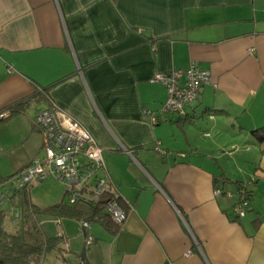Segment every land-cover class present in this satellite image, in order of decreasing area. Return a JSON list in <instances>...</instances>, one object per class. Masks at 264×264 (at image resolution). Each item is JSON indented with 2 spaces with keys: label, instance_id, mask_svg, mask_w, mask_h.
<instances>
[{
  "label": "crops",
  "instance_id": "0c3cea01",
  "mask_svg": "<svg viewBox=\"0 0 264 264\" xmlns=\"http://www.w3.org/2000/svg\"><path fill=\"white\" fill-rule=\"evenodd\" d=\"M192 62L210 81L151 124L143 110L167 97L154 74ZM51 104L94 137L127 218L40 215L62 239L39 264H264V140L251 133L264 127V0H0L1 179L43 157L34 115ZM9 206L0 224H21Z\"/></svg>",
  "mask_w": 264,
  "mask_h": 264
},
{
  "label": "built area",
  "instance_id": "2783aa9c",
  "mask_svg": "<svg viewBox=\"0 0 264 264\" xmlns=\"http://www.w3.org/2000/svg\"><path fill=\"white\" fill-rule=\"evenodd\" d=\"M182 74L184 81L180 82ZM210 79V70L202 69L193 62L185 70L155 73L152 80L160 82L166 88L167 97L159 113L143 110V117L151 124H156L161 113L183 114L185 107L197 100L201 86ZM5 116L6 113H0V119ZM34 125L41 135L44 155L34 158L11 179L0 181V198L10 196L14 188L34 186L52 176L64 186L67 205L86 204L99 208V211L107 214L121 229L127 212L120 205L121 199L112 188L101 148L94 137L78 121L54 104L35 113ZM6 183H10V186ZM251 183L252 180L237 187L239 201L234 206V214L238 218L247 213L250 193L247 185ZM215 192L221 191L216 189ZM87 225L86 221H81L83 229ZM91 242V236H87L86 243Z\"/></svg>",
  "mask_w": 264,
  "mask_h": 264
},
{
  "label": "trees",
  "instance_id": "16d2710c",
  "mask_svg": "<svg viewBox=\"0 0 264 264\" xmlns=\"http://www.w3.org/2000/svg\"><path fill=\"white\" fill-rule=\"evenodd\" d=\"M48 90L49 87H46L41 88L39 91L48 93ZM20 105L15 110H18ZM251 133L257 137L258 141L264 140V127L256 128ZM9 179L0 178V181L5 182ZM6 185L9 187L10 183H6ZM31 188L32 186H25L20 189L14 188L10 196L0 198L2 203L5 201L9 203L10 209L13 210L12 212L16 213V206L21 211V224L17 233H10L0 228V264H39L42 256L61 241L62 238L59 235L49 237L44 233L42 224L39 221V217L42 214H53L58 217L84 215L88 219L92 218L93 215H98V218L101 217L106 221V226L114 224L107 214L99 211V208H92L86 204L70 206L61 200L58 203L40 207L33 203L29 197ZM248 198L250 199V193Z\"/></svg>",
  "mask_w": 264,
  "mask_h": 264
},
{
  "label": "rangeland",
  "instance_id": "374dc122",
  "mask_svg": "<svg viewBox=\"0 0 264 264\" xmlns=\"http://www.w3.org/2000/svg\"><path fill=\"white\" fill-rule=\"evenodd\" d=\"M64 186L54 177L49 176L44 179L40 184L35 185L30 190V195L35 197L36 202L40 205L41 203H50L51 201L65 202ZM18 220V219H15ZM20 224H0V228L10 232L17 233L19 231ZM50 251L48 254H51Z\"/></svg>",
  "mask_w": 264,
  "mask_h": 264
}]
</instances>
